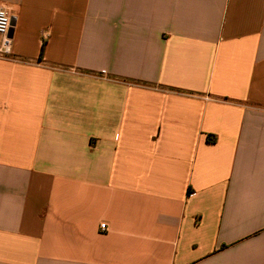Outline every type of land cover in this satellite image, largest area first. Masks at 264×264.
Segmentation results:
<instances>
[{"label":"crops","instance_id":"crops-1","mask_svg":"<svg viewBox=\"0 0 264 264\" xmlns=\"http://www.w3.org/2000/svg\"><path fill=\"white\" fill-rule=\"evenodd\" d=\"M0 6V264H264V0Z\"/></svg>","mask_w":264,"mask_h":264},{"label":"built area","instance_id":"built-area-1","mask_svg":"<svg viewBox=\"0 0 264 264\" xmlns=\"http://www.w3.org/2000/svg\"><path fill=\"white\" fill-rule=\"evenodd\" d=\"M10 21L7 9L0 6V57H6L11 52V40L8 36ZM104 225L101 224L100 227L104 228Z\"/></svg>","mask_w":264,"mask_h":264},{"label":"water","instance_id":"water-1","mask_svg":"<svg viewBox=\"0 0 264 264\" xmlns=\"http://www.w3.org/2000/svg\"><path fill=\"white\" fill-rule=\"evenodd\" d=\"M12 20V19H11ZM12 24V21H10V25Z\"/></svg>","mask_w":264,"mask_h":264}]
</instances>
